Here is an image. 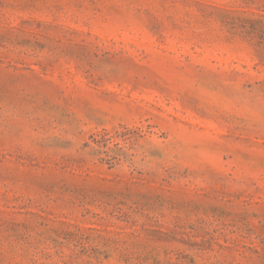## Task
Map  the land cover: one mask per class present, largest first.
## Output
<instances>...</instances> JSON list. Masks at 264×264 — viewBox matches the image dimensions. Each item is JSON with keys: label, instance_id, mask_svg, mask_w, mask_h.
I'll return each instance as SVG.
<instances>
[{"label": "rangeland", "instance_id": "obj_1", "mask_svg": "<svg viewBox=\"0 0 264 264\" xmlns=\"http://www.w3.org/2000/svg\"><path fill=\"white\" fill-rule=\"evenodd\" d=\"M0 264H264V0H0Z\"/></svg>", "mask_w": 264, "mask_h": 264}]
</instances>
